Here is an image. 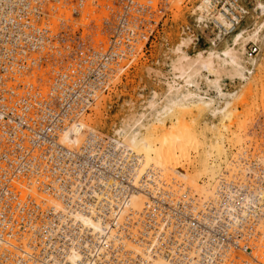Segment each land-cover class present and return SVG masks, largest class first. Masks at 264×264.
<instances>
[{
  "label": "built area",
  "instance_id": "obj_1",
  "mask_svg": "<svg viewBox=\"0 0 264 264\" xmlns=\"http://www.w3.org/2000/svg\"><path fill=\"white\" fill-rule=\"evenodd\" d=\"M97 2L0 0V264L64 263L69 249L86 264H152L157 257L170 264H222L233 253L251 257L250 235L264 233V139L237 155L212 196L185 190L178 199L171 183L158 178L144 175L136 186L134 157L107 135L86 133L78 146L61 143L68 127L150 47L171 5L114 0L117 9L102 22L110 27L105 46L48 23L51 6L74 18L84 4ZM204 2L205 19L190 15L184 27L195 42L208 32L218 44L250 16L245 0ZM258 52L256 44L247 45V57ZM134 191L148 199L137 218L124 212ZM75 212L100 220L97 239ZM22 237L26 251L18 244Z\"/></svg>",
  "mask_w": 264,
  "mask_h": 264
},
{
  "label": "bare ground",
  "instance_id": "obj_2",
  "mask_svg": "<svg viewBox=\"0 0 264 264\" xmlns=\"http://www.w3.org/2000/svg\"><path fill=\"white\" fill-rule=\"evenodd\" d=\"M254 1V9L261 21L249 27L242 28L241 26L218 44L211 41L205 49L206 52L199 51L195 57H191L184 47H188L192 37L180 36V42L174 48L176 57L171 65L172 76L166 82L165 98L168 99V105L160 111L161 99H157V94L154 93L148 103L149 108L154 111L150 119L148 118L150 113L147 114L150 112L148 110L143 112L141 117L131 118L132 124L125 123V128L121 127L116 130L114 139L117 141V146L126 149L124 151L130 155L129 159L132 156L135 159L131 171L134 173L132 179L136 186L138 180L144 175L149 180L156 181L155 178H158L171 183L172 190L178 199V195L182 192L181 187L188 189L195 185L199 192L204 190L198 185L199 175L202 174L215 181L210 190H204L212 196L216 190V179L223 174L220 172L221 165H229L233 151L235 149L237 151L236 147L241 146L240 143L244 141V138L252 139L250 128H247V125L240 120V116L244 122L254 117L257 110L244 115L243 109L248 104L249 96L254 93V87L256 90L259 87L264 90V0ZM113 2L114 0L107 2L98 0L96 5L99 8L91 3L84 4L78 11V16L82 15L79 20H74L71 11L66 8L51 6L48 23L54 31H58L59 26L62 29L70 27L73 31L81 28L82 36L92 35L91 38L97 45L103 43L105 46L108 36L103 35L102 22L110 20L111 15L117 9ZM191 12L198 21H203L206 17L204 0H194ZM176 17L179 19L178 14ZM93 27L97 30L93 31ZM250 43L256 44L261 49L262 58L260 57V60H257V55L247 57V45ZM211 75L215 78L211 79ZM225 76L241 81L242 87H248L241 101L238 100L241 88L231 94L225 93L222 89L219 80L220 77ZM202 85L207 87L205 91ZM210 89H214L218 98L224 99L223 104L207 96ZM98 106L101 107L100 104ZM206 112L210 113L213 119L219 118L222 127L203 122L201 118ZM95 122L90 114L84 115L78 122L68 127L61 137V143L66 147L80 145L86 133L95 132ZM126 168L127 166H124V169ZM175 181L183 182L177 191L174 189ZM44 200H49L48 203L56 207L59 206L51 198H44ZM147 200L142 191L132 192L124 212L126 213L129 209L133 215L135 213L137 218ZM74 216L76 221L91 228L94 239L98 238L96 234H99L97 232H100L102 227L99 219L80 212H75ZM262 234L264 235V233L256 235L262 240L260 236ZM253 239L254 237L249 238L252 256L257 251L256 248L252 249ZM27 241L26 237L18 240V244L25 251L28 250ZM213 250L216 252L217 249ZM63 258L64 263H59V259H54L53 264H86L80 252L75 249L67 250ZM258 262L264 264V257ZM152 264L170 263L157 257L152 259ZM222 264H252V262L247 263L246 260L244 261L233 253L225 258Z\"/></svg>",
  "mask_w": 264,
  "mask_h": 264
},
{
  "label": "rangeland",
  "instance_id": "obj_3",
  "mask_svg": "<svg viewBox=\"0 0 264 264\" xmlns=\"http://www.w3.org/2000/svg\"><path fill=\"white\" fill-rule=\"evenodd\" d=\"M245 1L250 11V16L248 17L244 25H242V28L247 26L249 27L255 22L261 21L257 11L254 9L255 1ZM170 2L171 5L168 9L169 12L162 21V27H158L155 30L154 39L152 40L150 47H146L143 50V53L138 55L136 61L130 67V69L126 70L123 76L115 80L112 89H110V91L106 95H101L95 105L90 109V112L87 113L92 116L94 122L96 121L95 132L107 135V137L109 139H112V141H114L115 143H117V141L114 139L116 130L121 127L125 128V123L132 124L131 118L141 117V114L143 112H147L149 110L150 112H148L147 114L150 113L148 115V118L150 119L154 111L149 108L148 103L154 93L157 94V99H161V103L159 104L160 111L164 106L168 105V99L165 98V95L167 93L166 82L167 79L172 76L171 65L174 58L176 57L174 48L180 42V36L183 35V37L188 36L191 38L190 34H188L187 32L185 33L184 27L189 26L192 22L190 15H193V12H191V8L194 5V0H174L173 2L172 0H170ZM175 13L179 15V19L178 17H176ZM81 16L82 15L74 17L73 19L79 20ZM92 30L95 31L97 29L96 27H93ZM92 30H90V32H92ZM102 30L103 35L108 36L109 28H102ZM79 31L82 32L81 28H78L73 32ZM91 36L89 37L92 40ZM210 42L211 36L209 35V33L203 32L202 38L199 40V42H195L191 38L190 44L188 45V47H184V50L188 52L191 57H195L196 53L199 51L206 52L205 49L209 46ZM94 45L95 47H97L100 44L97 45L94 42ZM101 45L104 44L101 43ZM260 57L262 58L261 49H259V52L257 54V60H260ZM210 78L214 79L215 77L211 75ZM221 78L222 77H220L219 80L220 85L225 93L231 94L241 88V90H239L238 96V100L241 101L242 96L245 94L244 92L248 87H242L241 81L237 79L233 80L226 76L222 79ZM202 88L203 91L207 89L205 85H202ZM210 90L211 91H208L207 96L212 97L217 102L219 101L223 104L224 99L218 98L216 92L213 91L214 89ZM257 90L256 87H254V93L249 96L248 104L243 109L244 115L253 113L257 110V112H255L254 114V117L249 118V120L244 122V119L242 118V116H240V120L245 125H247V128H250V132L252 133V135L249 136L252 137V139L244 138V141L240 143L241 146L239 148L236 147L237 151L236 149L233 151V157L229 165H221V173H223L224 171L230 172L232 168L235 167L232 162L236 161L237 155L252 146V143H256L258 137H260L261 140L264 139V132L261 130V125L264 123V90L261 87L257 88ZM99 104L101 105V107L98 106ZM239 111H242V109H239ZM201 120L203 122H206L207 124H216L222 127L219 118L213 119L211 114L208 112L203 115ZM227 148H229V146ZM252 148L254 150L257 149L255 146H253ZM199 177L200 178L198 180V185L205 191L210 190L214 186L215 181L212 178H209L202 174H200ZM182 184L183 182L175 181L176 187L173 186L175 191L179 190ZM182 188L183 187L180 188L181 191L188 190L190 194L193 193L192 195H196L200 198L211 196V194L205 193L204 190L199 192L195 185H193L191 188L188 187V189L185 187V189ZM256 234L257 233H252L250 235V238L254 237L252 241V249H257L255 255L251 257H248L243 253H237V255L244 261L246 260L247 263L250 261L252 262V264H261L260 262H258V260L264 257V235H260L262 236L261 240V238L259 239ZM260 242L261 244H259ZM217 251L218 250H216V252Z\"/></svg>",
  "mask_w": 264,
  "mask_h": 264
}]
</instances>
